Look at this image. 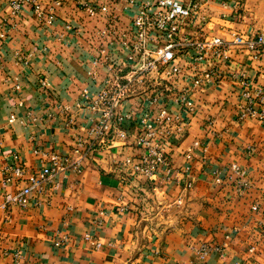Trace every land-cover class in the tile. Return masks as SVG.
Instances as JSON below:
<instances>
[{
  "label": "crops",
  "instance_id": "0c3cea01",
  "mask_svg": "<svg viewBox=\"0 0 264 264\" xmlns=\"http://www.w3.org/2000/svg\"><path fill=\"white\" fill-rule=\"evenodd\" d=\"M108 5L110 12L92 17L64 0L48 24L28 9L11 18L0 0V21L8 18L0 28V201L6 190L26 184L27 176L3 184L13 153L30 170L47 158L41 151L79 160L78 168L55 175L60 186L41 204L0 207V264H264V120L240 117L246 100L234 80L193 87V75L181 78L177 88L191 89L196 106L178 108L182 129L167 142L170 165L152 178L119 165L128 154L136 157L137 122L125 123L127 140L89 136L96 115L80 92H97L107 75L103 67L89 73L93 55L108 43L94 33L128 28L136 10L125 0ZM195 17L184 31L200 37L264 29L241 19L230 0H205ZM231 56L230 69L245 68L253 91L264 90V58L241 48ZM233 161L249 171L251 186L243 193L227 179ZM202 242L212 246L205 258L196 252Z\"/></svg>",
  "mask_w": 264,
  "mask_h": 264
},
{
  "label": "built area",
  "instance_id": "2783aa9c",
  "mask_svg": "<svg viewBox=\"0 0 264 264\" xmlns=\"http://www.w3.org/2000/svg\"><path fill=\"white\" fill-rule=\"evenodd\" d=\"M3 1L11 9V18L28 9L40 21L48 24L56 21L57 10L64 3V0H49L48 5L44 0ZM108 1L75 0L76 6L92 17L110 12ZM125 1L128 5L136 4L128 28L105 26L94 33L108 43L102 44L93 55L89 73L94 75L99 67H103L107 75L97 92H91L88 87L80 92L82 100L88 102L96 115L88 129L93 140H127L132 134L125 123L137 122L138 131L134 134L133 144L138 152L136 157L128 154L121 159L120 168L130 175L142 174L152 178L163 166L170 165L167 142L175 130L182 129L178 108L193 111L196 106L191 89L177 88L182 77L189 78L193 75V87H198L202 84H219L223 77L228 76L240 86L241 94L246 100L240 105V117L250 116L264 120V107H254L256 101L264 105L263 88L256 87L253 91L245 68L235 71L230 69L231 51L235 48L249 50L254 58H264V29L249 35L234 30L228 33V37H200L185 32L184 29L187 23L200 14L205 0ZM230 4L233 8H238L237 0H230ZM7 19L0 21V28L6 26ZM66 27L72 28L70 24ZM74 28L77 34L82 32L80 27ZM0 35L3 36V31ZM59 37L63 39L64 33ZM42 84L45 85L46 80ZM65 108L69 109V106ZM14 119L15 115H12L11 120ZM41 153L47 158H41L42 165L37 170H30L18 160L17 153L12 154V160L3 169V184L6 186L27 176L26 184L15 191L6 190L0 207H27L32 203L39 205L59 188L60 184L55 180L58 172L68 166L78 168L79 160H72L70 156L57 152ZM230 167L232 171L227 179L243 193L251 186L249 171L238 161L231 162ZM214 177L216 183L223 182L218 173ZM193 184L192 178L184 181L187 188ZM253 207L257 208L258 204H253ZM85 236L95 246H101V241L96 240L89 231ZM58 243L61 241H57ZM211 249L210 244L202 242L196 247V252L199 257L205 258ZM14 255L16 259L21 257L19 251Z\"/></svg>",
  "mask_w": 264,
  "mask_h": 264
},
{
  "label": "rangeland",
  "instance_id": "374dc122",
  "mask_svg": "<svg viewBox=\"0 0 264 264\" xmlns=\"http://www.w3.org/2000/svg\"><path fill=\"white\" fill-rule=\"evenodd\" d=\"M237 10L240 18L250 21L254 25H258L260 29L264 27V0H237ZM256 30L254 32H257Z\"/></svg>",
  "mask_w": 264,
  "mask_h": 264
}]
</instances>
